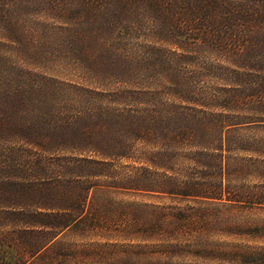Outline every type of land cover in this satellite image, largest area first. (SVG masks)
<instances>
[{"label":"trees","instance_id":"16d2710c","mask_svg":"<svg viewBox=\"0 0 264 264\" xmlns=\"http://www.w3.org/2000/svg\"><path fill=\"white\" fill-rule=\"evenodd\" d=\"M72 5H75L74 10ZM35 6L46 7L47 11H60L67 17L72 13L82 16L84 12L87 17H94L86 19L94 25L98 22V17H111L110 24L128 21L138 34L145 20L142 25L149 38L162 37L166 44H170L167 43L168 40H179L180 83L177 78L164 82L163 77L156 87L152 84L129 82L130 70L137 67L148 69L151 50L146 51L144 56H133L120 51V55H117L113 47L102 44L99 33L89 32L88 36L82 35V40L78 34L71 39L70 34V44H74L77 49L79 42L83 41L82 47L91 43L95 53L92 55L83 48V56L92 61V68L97 73L101 70L95 67L100 66L96 61L101 52L106 58L102 61L105 69L114 66L120 73L124 72L125 79L117 83L116 91L110 92L111 94L107 91L94 93L98 101L96 111L88 109L83 113H66L70 116L66 122L73 126L72 130L63 129L66 127L62 125L65 121L63 113L56 105L50 110L55 112L54 119L61 118L57 119L58 124H53L50 115H40V110L32 111L33 117L29 119L14 116L20 101L30 102L20 97L21 89H14L17 91L15 96L5 97V102L9 105H4L1 100L5 112L4 119L0 121V136L5 139L7 133L22 135L25 144L20 147H16V144L8 146L7 154L0 151V264H19L26 258L38 260L41 264H54L53 256L57 248L60 250L57 242L62 234L79 227L99 224L87 216L89 197L95 187L89 180L98 176L113 180L111 173H104L112 162L135 160L152 164L148 154L137 159L138 145H149L153 132L168 129L169 127L160 126L164 122L176 120L178 122L174 125L180 124L162 136V140L168 138L170 143L180 144L182 140L189 138L202 140L204 133L209 132L213 142L210 149L223 169L222 176L224 162L230 158L226 154H231L234 149V144L228 145L226 135L239 134L249 127L264 130V0H3L0 11L6 13L3 17H29L31 14L27 9L31 10L30 7ZM146 12L151 17H143V20L135 22L139 14L146 15ZM126 17L136 19H125ZM148 20H151L150 24ZM10 24V19L4 23L6 27H10ZM24 24V21L16 22L13 28L14 33H20L12 41L19 48L24 46L21 36L26 39L32 36L31 31H22ZM154 29L157 33L152 31ZM142 38L148 40L147 37ZM200 47L218 53L230 66L218 68L208 65L188 78L192 72L184 69L192 68L193 64L196 66L194 59L189 57L188 50ZM130 61L131 64L127 66ZM220 71H226L227 76L221 77ZM168 82L172 83L167 85ZM217 82H223L222 88H214L213 85ZM50 83L53 80L48 81ZM119 98H130L132 103H122L119 104L121 108L116 106L117 108L106 110L100 106L102 100L110 103ZM64 99L67 100V96L60 98L57 103ZM34 119L36 125L39 124L43 129L48 127V131L43 134V144L32 143L25 136L30 130L29 121ZM34 135L37 139L41 133ZM60 140L63 148H71L75 155L86 154L89 157L77 161L78 165H64L60 168L62 159L51 160L50 163L58 169L48 173L41 166L42 159L44 155L56 152L54 146ZM82 142H86V145H82ZM256 143L258 148L264 149L261 140ZM56 146L60 147L59 144ZM34 148L37 152H34ZM164 150L168 149L160 148L157 155ZM38 158L40 167L36 164ZM261 158L264 159V153ZM81 163H86L90 168L87 181L80 177ZM155 166L166 173L173 172V169L160 161ZM33 167L37 171L33 172ZM140 171L143 174L149 173L146 168ZM28 172L35 173V176L25 179ZM155 176L164 180L149 182L148 179L142 180L141 176L134 175L126 181H113L112 186L107 188L115 189V186H120L125 191L222 200L218 199L223 196L221 188L212 191L200 189L196 193L184 189L180 191V183L172 179L174 177L166 174ZM246 196L254 199L253 192ZM255 200L257 203H251L264 206V192ZM123 254L128 258L132 257L125 251ZM77 255L76 251H72L67 256H71L70 261L75 262L80 260L76 258ZM259 257L258 261H264V252ZM86 258L96 257L87 254Z\"/></svg>","mask_w":264,"mask_h":264},{"label":"rangeland","instance_id":"374dc122","mask_svg":"<svg viewBox=\"0 0 264 264\" xmlns=\"http://www.w3.org/2000/svg\"><path fill=\"white\" fill-rule=\"evenodd\" d=\"M2 3L3 0H0V9ZM30 8L31 10L27 9L31 14L29 17H3L6 13L0 11V121L4 119L5 112L1 100L4 105H9L5 102V97L15 96L17 91L14 89H21L20 97L30 101H20L14 116L29 119L33 117L32 111L40 110V115L48 114L53 118L55 112L50 108L56 105L63 113L65 121L62 125L66 126L63 129L69 130H72L73 126L66 122L70 117L66 113H83L88 109L94 112L98 105L94 93L116 91L117 83L125 79L124 72L120 73L114 66L105 69L102 61L106 58L100 52L96 61L100 66L94 65L101 69L97 73L91 66L92 61L83 56V48L92 55L95 53L93 45L87 43L82 47V41L76 49L74 44H70L76 34L81 38L82 35H90L89 32L99 33L102 44L113 47L117 55H120V51L133 56H144L150 49L148 69L137 67L130 70L129 82L139 85L152 84L156 87L163 77L164 82L177 78L180 83L179 40H168L167 43L170 44H166L162 37L149 38L142 25L145 20L138 34L132 23L124 20L110 24L111 17H98V22L94 25L93 22L87 21L94 17H87L84 12L82 16L72 13L67 17L60 11H47L46 7ZM72 9H75V5H72ZM145 14L136 16L135 22L143 20V17H151L148 12ZM131 18L135 17L125 19ZM8 19L11 20L10 27L4 25ZM77 20V25L74 26ZM22 21L25 22L22 31H31L32 36L27 39L21 36L24 46L19 48L12 43L16 35H20L14 33L13 28L16 22ZM29 22L31 24H28ZM148 23L150 24L151 20H148ZM152 31L157 33L155 29ZM142 37H147L148 40ZM159 39L164 42H159ZM188 51L189 57L196 62V66L193 64L192 68L184 69L192 72L188 78L208 65L218 68L230 66L218 53L205 47ZM131 62H128L127 66ZM219 75L225 78L227 73L220 71ZM50 80H53V83L48 84ZM170 83L172 82L167 85ZM213 86L222 88L223 82H217ZM64 96H67V100L57 103ZM115 102L102 100L100 106L106 110L121 108L119 104L122 103H132L130 98H119ZM57 119L61 118H53V124H58ZM175 122L178 121L164 122L160 126L169 127L168 129L153 132L149 145H138L137 159L148 154L152 164L135 160L112 162L104 173H111L113 180L104 176L89 180L95 187L89 197L87 216L99 224L79 227L62 234L57 242L60 250L56 247L53 256L54 264H264V261H258L259 254L264 252V206L252 204L257 203L255 198L264 192V162H261L264 160L261 158L264 149L258 148L256 143L261 140L264 145V130L249 127L239 134L226 135V139H229L228 145L234 144V149L231 154H226L230 158L224 162L222 176L223 169L214 159L210 149L213 142L209 132L204 133L202 140L189 138L182 140L180 144L170 143L168 138L162 140L167 131L174 129V126H180L174 125ZM29 123L30 130L25 136L32 143L43 144V134L48 131V127L43 129L39 124L36 125L35 119ZM34 133H41V136L35 139ZM19 136L10 133L5 135V139L0 136V151L7 154L8 146L16 144V147H20L25 144L22 141L23 136ZM58 144L59 148L56 146ZM81 144L86 145V142ZM56 145V152L44 155L42 165L39 158L36 163L48 173L58 169L50 163L51 160L62 159L60 168L64 165H78L77 161L89 157L86 154L75 155L71 148H63L61 140ZM162 147L168 150L157 155ZM34 152H37L35 148ZM159 161L173 169V172L166 173L156 169L155 165ZM79 167L80 177L87 181L90 168L86 163H81ZM145 168L149 173L143 174L140 171ZM31 170L37 171L36 167ZM33 172L26 175L23 173L24 178L32 179L35 176ZM156 174L174 177L172 179L180 183V191L184 189L196 193L195 191L200 189L212 191L221 188L223 196L218 199L222 200L125 191L119 188L120 186H115V189L107 188L112 186L113 181H126L134 175L141 176L142 180L148 179L149 182L164 180L161 177L157 179ZM154 190L157 191L156 188ZM249 192H253L254 199H248L246 195ZM72 251L78 253L76 258L80 260L70 261L71 256L67 255H71ZM124 251L132 257H126ZM87 254L96 258L88 259ZM19 264L41 263L26 258Z\"/></svg>","mask_w":264,"mask_h":264}]
</instances>
